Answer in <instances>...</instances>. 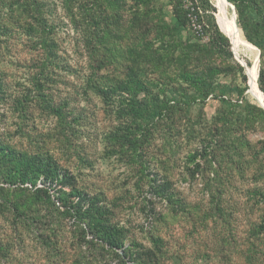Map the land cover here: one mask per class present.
<instances>
[{
	"label": "rangeland",
	"instance_id": "rangeland-1",
	"mask_svg": "<svg viewBox=\"0 0 264 264\" xmlns=\"http://www.w3.org/2000/svg\"><path fill=\"white\" fill-rule=\"evenodd\" d=\"M182 1L200 32L172 0H0V264H264L257 55ZM231 3L260 69L264 0Z\"/></svg>",
	"mask_w": 264,
	"mask_h": 264
},
{
	"label": "trees",
	"instance_id": "trees-1",
	"mask_svg": "<svg viewBox=\"0 0 264 264\" xmlns=\"http://www.w3.org/2000/svg\"><path fill=\"white\" fill-rule=\"evenodd\" d=\"M230 2H232V0H229ZM173 3V13L174 16L176 17L177 21L183 25V26H188L191 23V16L196 15L199 16L198 11L195 12V10L193 9V6H186V4L182 1V0H172ZM218 13V12H217ZM218 19V23L220 25L221 30L223 31L222 28V24L217 16ZM223 33L226 35V33L223 31ZM222 34L219 31H214L212 33V40L213 42L217 39H221L223 38V36H221ZM217 38V39H216ZM234 50V48H233ZM263 55H261L262 58ZM263 61V60H262ZM100 60L98 62L97 65H99ZM249 64L251 65V63L249 62ZM249 64L246 65L250 66ZM96 65V66H97ZM244 79H247L246 74H244ZM259 82L260 88L264 91V64L262 63V66L259 69V78H257V84ZM262 93V92H261ZM264 95V93H262ZM11 152L10 150L6 149V148H0V157H7L10 156ZM38 168H35L32 170L31 175H33L35 178L39 177V176H43V183L46 185L48 183L50 184H54L56 182V180H59L63 186L68 185L69 186V192L65 191V196L67 197V201H69L72 204L75 205H80L82 203H87V199H88V194L81 192L80 190H78L74 184V182H72V180H70V178H66V175H62L61 173L56 171V168L52 165V164H46L44 165V167H42L41 165L37 166ZM91 205H89L90 207Z\"/></svg>",
	"mask_w": 264,
	"mask_h": 264
},
{
	"label": "bare ground",
	"instance_id": "bare-ground-1",
	"mask_svg": "<svg viewBox=\"0 0 264 264\" xmlns=\"http://www.w3.org/2000/svg\"><path fill=\"white\" fill-rule=\"evenodd\" d=\"M215 2L218 5V10L220 13L221 20L223 22V28L224 32L227 34V36L231 39V41L234 43L236 47H245L246 49L255 52L256 55L258 54L257 48H255L253 45L250 44V42L243 37L241 29L237 26L235 22V18L233 14H230L229 12V3H227L225 0H215ZM242 47V48H243ZM258 69H259V61L255 60V62L251 65L250 71H249V77H250V87L256 90L255 97L259 104L264 107V97L259 90L258 84H257V78H258Z\"/></svg>",
	"mask_w": 264,
	"mask_h": 264
},
{
	"label": "water",
	"instance_id": "water-1",
	"mask_svg": "<svg viewBox=\"0 0 264 264\" xmlns=\"http://www.w3.org/2000/svg\"><path fill=\"white\" fill-rule=\"evenodd\" d=\"M225 1H226L227 3H229V4L232 5V14H233V16H234V18H235V21L237 22L236 8H235L234 4L231 3L229 0H225ZM250 44L253 45L255 48H257V50H258V54H257V56H256V60L259 61V60H260V50L258 49L257 46H255V45L252 44L251 42H250ZM234 52H235V51H234ZM236 57H237V56H236ZM237 58H238V60L240 61V63L245 67V70H246V61L243 60V59H241V58H239V57H237ZM258 77H259V69H258ZM258 87H259V86H258ZM259 90H260L262 93H264L260 87H259Z\"/></svg>",
	"mask_w": 264,
	"mask_h": 264
},
{
	"label": "built area",
	"instance_id": "built-area-1",
	"mask_svg": "<svg viewBox=\"0 0 264 264\" xmlns=\"http://www.w3.org/2000/svg\"><path fill=\"white\" fill-rule=\"evenodd\" d=\"M186 6H189V5L186 4ZM191 21H192V25H193L194 29H195L197 32H200V30H201V28H200L201 25L196 23V20L193 18V16H191Z\"/></svg>",
	"mask_w": 264,
	"mask_h": 264
}]
</instances>
